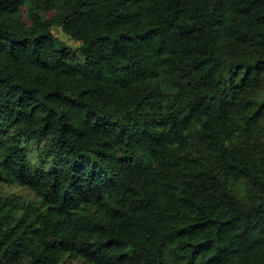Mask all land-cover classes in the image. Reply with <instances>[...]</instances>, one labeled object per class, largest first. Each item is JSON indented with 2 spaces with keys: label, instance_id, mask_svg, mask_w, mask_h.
<instances>
[{
  "label": "trees",
  "instance_id": "1",
  "mask_svg": "<svg viewBox=\"0 0 264 264\" xmlns=\"http://www.w3.org/2000/svg\"><path fill=\"white\" fill-rule=\"evenodd\" d=\"M74 262L264 264V0H0V264Z\"/></svg>",
  "mask_w": 264,
  "mask_h": 264
},
{
  "label": "rangeland",
  "instance_id": "2",
  "mask_svg": "<svg viewBox=\"0 0 264 264\" xmlns=\"http://www.w3.org/2000/svg\"><path fill=\"white\" fill-rule=\"evenodd\" d=\"M52 33L53 35L56 37L57 42H58V47L62 48L63 46H65L67 49H69L71 52L74 53V55L76 56V60L77 63H82L83 61V56L81 55V53L78 50L79 47V43L73 41L72 39H70L62 30L61 27L59 26H53L52 27ZM70 56L72 57V54H70ZM29 161L33 164L36 165V157L34 155H32V152L29 153L28 155ZM18 190V189H17ZM11 191H16V189H13ZM21 192V190H18ZM72 264H80V263H72Z\"/></svg>",
  "mask_w": 264,
  "mask_h": 264
}]
</instances>
